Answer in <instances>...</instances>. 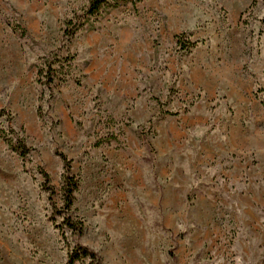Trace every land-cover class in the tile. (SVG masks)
Segmentation results:
<instances>
[{
	"label": "rangeland",
	"instance_id": "374dc122",
	"mask_svg": "<svg viewBox=\"0 0 264 264\" xmlns=\"http://www.w3.org/2000/svg\"><path fill=\"white\" fill-rule=\"evenodd\" d=\"M253 1L139 0L87 22L88 0H0V126L30 148L24 159L0 137V264H69L77 244L100 264H264ZM56 56L67 59L48 88L39 70ZM61 154L80 180L82 234L60 226L42 188L40 167L62 207Z\"/></svg>",
	"mask_w": 264,
	"mask_h": 264
},
{
	"label": "trees",
	"instance_id": "16d2710c",
	"mask_svg": "<svg viewBox=\"0 0 264 264\" xmlns=\"http://www.w3.org/2000/svg\"><path fill=\"white\" fill-rule=\"evenodd\" d=\"M139 0H88L87 5L83 8V15L85 16L86 21L88 22L92 17L99 16L102 13L109 12L111 9H115L129 3L135 4ZM256 0L253 1V4ZM83 23L75 22L73 26H68L65 30V34L69 37H72L78 28H80ZM13 30L17 33L19 37H25L28 35L27 29L23 28L19 24L13 25ZM178 44L182 46V48H190L194 46L193 42H186L183 40L180 35L176 36ZM67 58H58L57 56L54 58L47 59L44 66L40 68L39 75L44 76L43 84L49 88L55 79V75L58 72V69L55 67L57 62H64ZM64 64H60L59 67L62 68ZM70 75V70L66 73ZM263 102V101H262ZM6 110L0 109V116L5 115ZM0 137L5 141L7 148L16 152L20 157L26 159L28 153L30 152V148L26 145L23 139L14 140L12 137L8 135V132L0 126ZM110 139H100L96 146H100L105 142H109ZM61 157L64 161V171L62 174V199L63 205L62 207H58L56 204L53 194L54 187L51 186L50 175L40 167V173L44 177V183L42 184V188L46 190L48 194V202L52 206V210L54 214H58L62 217V223L60 226L69 228L72 230L74 235L82 234L85 228L84 221L79 218H74L72 215V209L76 200V192L80 185L79 178L74 174L72 170V160L66 157L64 154H61ZM53 219V218H52ZM62 236H64L63 230L61 231ZM91 259L90 264H100L98 261V256L96 253L91 251L88 247L77 244L72 251L68 254V263L73 264L76 261L83 258Z\"/></svg>",
	"mask_w": 264,
	"mask_h": 264
}]
</instances>
